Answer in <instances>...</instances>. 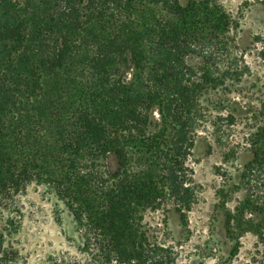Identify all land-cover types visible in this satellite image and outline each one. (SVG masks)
Instances as JSON below:
<instances>
[{"label":"trees","instance_id":"obj_1","mask_svg":"<svg viewBox=\"0 0 264 264\" xmlns=\"http://www.w3.org/2000/svg\"><path fill=\"white\" fill-rule=\"evenodd\" d=\"M214 1L0 0V195L55 191L86 261L61 264H179L143 211L170 206L186 225L196 201L187 160L214 81L186 58L224 42L231 19ZM146 3L164 14L141 22ZM246 140L248 183L264 172V121ZM223 224L233 244L217 264H233L246 232L264 255V204L247 193Z\"/></svg>","mask_w":264,"mask_h":264},{"label":"rangeland","instance_id":"obj_2","mask_svg":"<svg viewBox=\"0 0 264 264\" xmlns=\"http://www.w3.org/2000/svg\"><path fill=\"white\" fill-rule=\"evenodd\" d=\"M172 1V0H170ZM185 5L189 0H177ZM231 19L216 42L188 56L190 65L207 68L213 78L199 96L202 117L187 160L196 201L184 225L171 210H145L143 223L150 233L175 246L179 264H217L233 244L224 231V212L249 193L264 204V172L248 183L243 167L251 159L246 138L264 121V0H215ZM160 5L146 3L138 20L163 15ZM157 118V115H154ZM109 169L114 155L106 157ZM256 220L258 214H252ZM233 264L264 261L261 244L246 232ZM81 238L71 213L55 191L44 183H29L19 191L0 195V264H61L86 262Z\"/></svg>","mask_w":264,"mask_h":264}]
</instances>
